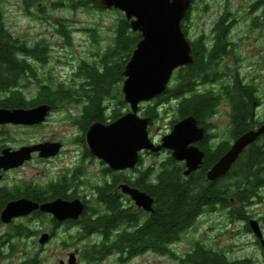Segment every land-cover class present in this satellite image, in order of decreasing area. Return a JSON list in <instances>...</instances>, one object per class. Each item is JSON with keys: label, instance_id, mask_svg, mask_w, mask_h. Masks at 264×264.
<instances>
[{"label": "trees", "instance_id": "16d2710c", "mask_svg": "<svg viewBox=\"0 0 264 264\" xmlns=\"http://www.w3.org/2000/svg\"><path fill=\"white\" fill-rule=\"evenodd\" d=\"M34 1L26 0L25 3L28 6ZM59 5V2L52 4L54 8ZM67 5L72 9L85 7L104 10L100 0H69ZM116 12L118 18L113 42L101 54L95 53L99 57L93 61L82 60L78 65L80 88H67L60 82L53 89L56 96L64 94L68 103H76L80 98L88 101L84 111L76 117L83 129L92 120L101 118V100L115 94L116 82H119L118 93L121 95L124 66L141 38L139 32L131 30L124 14L117 10ZM251 23L250 27H254L257 22ZM182 29L187 35L189 28L183 26ZM89 31L93 42L98 43L95 29ZM215 31L216 50L206 58L203 49L207 48L206 43L190 40L192 48H197L194 52V64L179 67L174 75V85L168 84L165 91L155 97V105L144 106L142 113L153 120L158 116L156 104L172 99L176 100L175 108L179 117L192 114L200 125L210 128L211 125L206 120L213 116L221 102L226 100L230 105L228 137L216 143L200 142L198 147L205 153L203 164L188 176L183 174L184 165L175 161L169 153L157 166L144 170L136 168L138 172L135 186L154 196L155 203L153 212L148 213L146 217H142L141 213L134 214L133 231L129 228L131 223L127 210L121 209L120 205L116 206L118 197L109 195L106 198V190H102L99 201L104 203L106 211L96 212V215L83 211L79 219L82 224L79 236L87 237L93 232L98 233V239L90 245H85L81 251L85 260L98 262L105 256L116 253L118 261L123 262L146 252H153L177 257L182 264H254L248 257L229 259L223 252L199 240H193L192 248L182 257L170 251V245L180 240L200 216L214 210L225 211L231 220L245 221V230L250 231L248 220L251 215L247 208L261 199L260 190L264 187V142L259 137L243 150L225 175L215 180H208L206 176L208 169L227 151L234 138L264 121L258 119L253 111V102L257 99L255 86L243 83V78L238 75L231 77L230 82L221 83L217 90L192 93L196 82L213 77L217 58L226 50L228 26L223 25L221 21ZM56 32L62 35L66 44L72 43L71 29L66 25L60 22ZM47 48L49 47L45 40L35 41L32 45L20 41L0 23V90L12 85L11 77L22 75L27 68L23 59L18 58L17 51L45 62ZM5 63L7 65H3ZM9 72L12 76H8ZM50 92L49 85L42 86L40 100H46ZM124 104L128 107L127 103ZM141 161L142 157L138 164ZM152 173H157L155 185L149 180ZM260 219L264 222V217ZM23 264L36 263L29 259Z\"/></svg>", "mask_w": 264, "mask_h": 264}, {"label": "flooded vegetation", "instance_id": "af4514ba", "mask_svg": "<svg viewBox=\"0 0 264 264\" xmlns=\"http://www.w3.org/2000/svg\"><path fill=\"white\" fill-rule=\"evenodd\" d=\"M23 2L25 5L26 0H23ZM229 3L230 0H224V5L218 12H215V15L212 18L213 22L208 33H201L194 40V42L200 40L202 43H206L207 48L203 49H205V57L207 58L217 47V32L215 29L218 23L223 21V25L228 26V44L225 48L226 50L217 58L216 70L213 73V77L209 80L196 82L195 87H193V94L194 91L195 93H199L209 91L210 89L217 90L221 83L230 82L231 77L236 75L241 77L238 73H234L230 77L226 68V65L230 63L229 55L233 54L235 46V42L231 39V32L236 22H250L251 25V22L255 21L257 22L256 25L251 28H253V30H261L262 26L260 25L264 22V0H244V3L237 12L230 8ZM211 7L210 3L191 0L190 8L182 20V27H188L184 22L193 16L194 19L203 18L204 15L209 13ZM0 23L3 24L1 9ZM4 28L7 29L6 26H4ZM196 49L197 48H192L191 52L194 61L196 59L194 54ZM46 50L47 57L45 62L40 61L29 54L25 55L20 52V50L17 51L18 58L23 59L27 68L22 75H17L14 78L11 77L10 83H12V85L0 90V109L15 111L31 110L39 106H46L48 108L45 118L41 122L34 124L14 121L0 122V264L3 259L10 260L13 258L16 255L13 253L22 252L20 248L23 244V240L31 239L34 243L39 245V248L32 255L25 252L24 259L19 264H23L24 262L29 261V259H33L36 264H41L39 254L40 248L43 250L46 245L54 240L58 243L66 244L71 238V229L75 228V238L78 240L86 237L84 235L79 236V231L82 230V224L79 221L82 213L75 220L69 217L59 219L54 213L42 209V205L54 203L56 201L65 204V202L69 203L72 200L78 199L83 204V211L93 214L96 212H105L106 206H104L102 201H99V194L102 190H106L104 193L106 198H108L109 195H116L118 197L116 206L120 205L121 209L127 210V216L131 223L129 228L132 231L135 228L133 218L136 212L141 213L142 217H146L148 213H152L154 210L155 197L146 191L139 189L134 184L137 176L135 172L137 167L114 169L102 159L93 155L89 151L85 141V134L93 123L98 122L103 125H108L116 121L121 115L128 111V107L124 104L125 101L123 94L121 93V95H119V93H115L103 97L100 103L102 109L100 114L101 118L92 120L90 124L83 129V126L78 124L76 117L84 111L85 106L88 103L84 98L79 99L78 97L80 101H77L76 103H68L63 96L64 94L56 96L53 92V87L49 85L51 92L47 94L46 100H40L42 93H40V91L42 86H45L46 82H43L39 77V69L40 66L44 67L48 61L50 48H47ZM233 56L234 58L236 57L235 54H233ZM235 60H237V58H235ZM3 65L7 64L5 63ZM177 70L178 68L174 70L169 84ZM74 73V75L77 76L78 70ZM8 76H12L10 72ZM49 77L46 76V79L48 80ZM5 78L7 79L6 75ZM40 80L42 82L41 85L39 84ZM256 80L258 79L255 78L252 82L243 80V83L247 82L255 86L254 93L257 94V99L253 102V111L255 115L258 107L263 103L261 98L262 93H259L260 84L253 83V81L256 82ZM36 82L39 84L38 89H23V87L28 86L30 83ZM56 100L58 102H56ZM163 104L165 103H162V105ZM58 111H62L65 115L62 121L66 120L67 125H70L71 123L78 130L79 133L73 141L64 140L63 138L37 139L29 141H19L17 139V130H20L21 134L24 133L22 132V129L37 130L39 127L46 124L49 118ZM70 115H72L73 118L70 117ZM177 116L178 118L170 121L171 128L174 123L182 118L187 116L194 117L192 114L179 117L178 113ZM198 125L204 127L205 136L202 140L196 143L197 146L203 141L207 144L220 141L216 134L210 132V128H206L199 123ZM81 137H83V140H81ZM259 138L264 142V135ZM71 144L75 147L73 152L77 154L74 163L69 161L71 156L66 155L72 152L70 147ZM39 145H44L48 148L45 150L38 148L27 150L29 147H37ZM143 152L152 153L149 151H142L141 156ZM160 152H167L170 155V151L166 149L156 152V154ZM178 162H181L185 169V162ZM91 166H96L98 168L94 174L89 173L88 168ZM93 175L97 176L94 182L91 180L94 177ZM149 180L155 185L157 173H152ZM124 185L130 188H137L152 197V209L146 210L143 207L138 206L130 195L122 191ZM23 200L29 201L35 205V207L26 214L16 215L6 219L3 217V213L9 204ZM20 206L22 207V204ZM139 221L140 219H138V222ZM89 236H94L97 240L98 233L93 232ZM255 242L260 244L257 238L255 239ZM60 264L65 263L63 260H60Z\"/></svg>", "mask_w": 264, "mask_h": 264}, {"label": "rangeland", "instance_id": "374dc122", "mask_svg": "<svg viewBox=\"0 0 264 264\" xmlns=\"http://www.w3.org/2000/svg\"><path fill=\"white\" fill-rule=\"evenodd\" d=\"M198 1L210 3L212 7L209 11L211 13H207L203 18L194 19L193 16L184 22L189 28L186 36L192 41L201 33H208L215 12H218L224 5V0ZM55 2H59L60 5L54 8L52 4ZM68 3L69 0H35L34 3L27 6L26 3L24 5L23 0H0L3 25L14 37L28 45H32L39 40H45L48 43L50 48L48 61L44 67L40 66L39 77L53 89L60 82L67 88H80V78L74 75V72L78 70V65L82 60L93 61L96 57H99L95 53L99 52L101 54L113 42L114 29L118 18L116 9L104 8V10H97L85 7L72 9L67 5ZM243 3L244 0H230L229 6L237 12ZM60 22L71 29L72 43L70 45L66 44L62 35L56 32ZM260 26H262L261 30H253L250 27V22H236L232 28L231 39L235 42L233 54L236 55L237 60H235L233 54H230V63L226 65V68L230 77L234 73H238L247 82H252L255 78L258 79L253 83L260 84L259 93H262L263 103L258 107L256 117L264 120V22ZM90 29H95L99 48H97L98 43H94L90 36ZM46 76H50L48 80ZM174 79L173 77L169 86L174 85ZM118 83L116 82L114 88L115 93L119 92ZM39 84H42L41 80ZM39 84L37 82L30 83L23 89L36 90ZM149 104L155 105V100L151 99L140 103L139 116L147 117L143 115L142 110L144 106ZM175 104L176 100H170L163 105L162 103L156 104L158 116L150 120L148 124L149 137L155 143H158L161 137L170 131V121L178 118ZM229 110L230 105L224 100L218 106L216 113L206 120L211 125L210 132L216 134L219 139L228 137ZM64 116L62 111H58L37 130L22 129L23 134L20 133V130H17V139L19 141H29L63 138L64 140L73 141L79 132L73 124L67 125L66 120L62 121ZM70 117L73 118L72 115ZM70 147L72 152L66 155L71 156L69 161L74 163L77 154L73 152L74 145L71 144ZM154 154L156 153L143 152L142 161L136 166L138 170L157 166L168 155L167 152ZM88 169L89 173L92 174L98 170L96 166H91ZM138 170L135 171L136 174ZM93 176L91 180L94 182L97 176ZM260 195L261 199L250 204L247 210L251 215L250 218L259 221L264 235V222L260 219L264 217V187L260 190ZM75 232V228L71 229V238L66 244L54 240L46 245L43 250L40 248L41 264H60V260L68 264L70 252H76L75 264H182L177 257L153 252H146L123 262L118 261L116 253H111L98 262L87 261L82 257L81 251L85 245H90L96 238L87 236L78 240L75 238ZM255 239L256 237L251 230H245V221L231 220L225 211L214 210L200 216L180 240L170 245V251L176 256L182 257L192 248L193 240H199L207 246L223 252L229 259L248 257L254 264H264L261 245L257 244ZM38 248L39 245L34 243L33 240H23L20 248L22 252L13 253L16 254L13 258L10 260L3 259L1 264H19L24 259L25 252L32 255Z\"/></svg>", "mask_w": 264, "mask_h": 264}, {"label": "water", "instance_id": "95a60500", "mask_svg": "<svg viewBox=\"0 0 264 264\" xmlns=\"http://www.w3.org/2000/svg\"><path fill=\"white\" fill-rule=\"evenodd\" d=\"M100 3L105 9L123 12L131 30L139 32L141 38L122 72L121 92L129 110L108 125L97 122L88 128L85 141L89 151L114 169H126L137 166L142 151L156 153L166 149L175 161L185 162L183 174L189 175L203 164L204 152L196 143L205 136L204 127L198 125L195 117L187 116L174 123L170 132L155 143L148 134L151 119L139 116L138 109L140 103L150 101L165 91L174 70L194 61L191 42L182 29V20L191 0H100ZM47 109L46 106L31 110L0 109V122L34 124L44 120ZM263 134L264 121L234 139L227 151L208 169L207 179L215 180L225 175L243 150ZM34 148L45 150L48 147L39 145L27 150ZM122 191L130 195L138 206L152 209L153 199L144 191L125 185ZM34 207L25 200L11 203L3 217L26 214ZM41 208L59 219L69 217L75 220L82 213L83 204L76 199L65 204L60 201L48 203ZM248 225L264 254V235L259 221L250 218ZM67 263H76L75 252L69 254Z\"/></svg>", "mask_w": 264, "mask_h": 264}]
</instances>
